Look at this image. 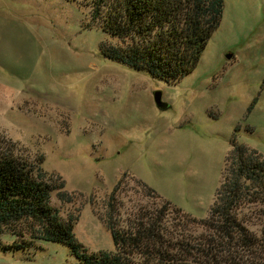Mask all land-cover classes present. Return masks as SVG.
I'll use <instances>...</instances> for the list:
<instances>
[{"label": "rangeland", "instance_id": "1", "mask_svg": "<svg viewBox=\"0 0 264 264\" xmlns=\"http://www.w3.org/2000/svg\"><path fill=\"white\" fill-rule=\"evenodd\" d=\"M88 14L75 0H0V140L63 181L71 200L54 191L51 203L77 216L75 237L91 253L115 249L105 215L118 181L121 225L167 201L202 218L231 139L264 155V0H224L198 64L171 83L105 58L110 39ZM169 211L167 229L178 231ZM244 213L262 234L264 202ZM15 242L0 232V264H84L65 243Z\"/></svg>", "mask_w": 264, "mask_h": 264}, {"label": "trees", "instance_id": "2", "mask_svg": "<svg viewBox=\"0 0 264 264\" xmlns=\"http://www.w3.org/2000/svg\"><path fill=\"white\" fill-rule=\"evenodd\" d=\"M75 1L89 9L90 21L110 39L100 43L105 58L169 83L198 64L224 5V0ZM225 161L230 166L225 165L215 199L202 218L171 208L167 201L155 216L141 208L121 225L118 181L105 215L115 249L88 253L74 234L77 216L63 218L51 203L54 191L63 201L71 200L63 181L44 170L42 157L30 160L15 143L2 139L0 232L15 234L16 247L28 246L32 238L65 243L84 264H264V228L258 235L243 220L246 205L264 202V155L234 136ZM170 209L178 216V231L167 229Z\"/></svg>", "mask_w": 264, "mask_h": 264}, {"label": "water", "instance_id": "3", "mask_svg": "<svg viewBox=\"0 0 264 264\" xmlns=\"http://www.w3.org/2000/svg\"><path fill=\"white\" fill-rule=\"evenodd\" d=\"M154 99H155V102L158 104V105H161V93L160 92H156L155 95H154Z\"/></svg>", "mask_w": 264, "mask_h": 264}]
</instances>
